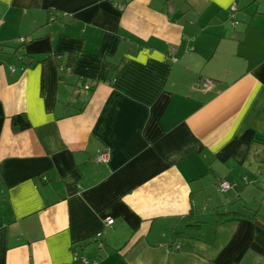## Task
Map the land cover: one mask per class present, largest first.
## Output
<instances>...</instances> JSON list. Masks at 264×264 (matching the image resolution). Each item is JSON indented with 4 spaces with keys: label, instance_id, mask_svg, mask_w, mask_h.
Listing matches in <instances>:
<instances>
[{
    "label": "crops",
    "instance_id": "crops-1",
    "mask_svg": "<svg viewBox=\"0 0 264 264\" xmlns=\"http://www.w3.org/2000/svg\"><path fill=\"white\" fill-rule=\"evenodd\" d=\"M32 2L0 0V264H264L218 217L264 193V0Z\"/></svg>",
    "mask_w": 264,
    "mask_h": 264
},
{
    "label": "trees",
    "instance_id": "trees-1",
    "mask_svg": "<svg viewBox=\"0 0 264 264\" xmlns=\"http://www.w3.org/2000/svg\"><path fill=\"white\" fill-rule=\"evenodd\" d=\"M39 5H40L39 0H33V2H32L33 7H38ZM17 51L19 52V50H17ZM28 127H30V124H29V121L27 120V117L24 114H19V115H15V116L11 117V128L13 131L19 132V131H22L24 129H27ZM224 180H227L230 182H232V181L236 182V180H234V179H224ZM220 181H222V179L218 180L216 185H215L217 192L220 194L229 193V192L233 191L238 185V183L236 182V185L231 190H229L226 193H221L218 191V183ZM262 198L264 200V193H262ZM218 217H219V219L220 218L221 219L235 218L236 220H249V221L253 222L254 224L258 225L259 227H261L262 229H264V220H261L259 218V214L256 211H250V214L242 213V212L228 211V212L220 213L218 215Z\"/></svg>",
    "mask_w": 264,
    "mask_h": 264
},
{
    "label": "built area",
    "instance_id": "built-area-1",
    "mask_svg": "<svg viewBox=\"0 0 264 264\" xmlns=\"http://www.w3.org/2000/svg\"><path fill=\"white\" fill-rule=\"evenodd\" d=\"M119 9H122V6L119 7ZM237 7H236V3H232L231 6L229 7V11H230V17H233V14L236 12ZM20 42H24V39H19ZM174 60V59H172ZM65 69V67L63 68ZM13 72H16L15 70H12ZM209 81H204L203 86L207 87L209 85ZM196 86H199V84L197 83ZM109 160V154L107 152H101L96 156V162L97 163H107ZM236 185L235 181H227V180H222L218 183V191L221 193H226L229 190H231L234 186ZM113 220L107 216L105 218V223L106 225L110 226L112 225ZM97 236H100V233L97 234ZM81 261L83 262V264H86L87 261L85 259H81Z\"/></svg>",
    "mask_w": 264,
    "mask_h": 264
},
{
    "label": "rangeland",
    "instance_id": "rangeland-1",
    "mask_svg": "<svg viewBox=\"0 0 264 264\" xmlns=\"http://www.w3.org/2000/svg\"><path fill=\"white\" fill-rule=\"evenodd\" d=\"M213 178L215 179V177L213 176ZM214 189V188H213ZM216 190V188H215ZM229 194V193H226ZM226 194H221L222 197ZM222 200H224V198H222ZM224 202V201H223ZM221 202V203H223ZM253 211H256L259 214V218L261 220H264V200L262 198V195H259L256 199V201L252 202L250 207Z\"/></svg>",
    "mask_w": 264,
    "mask_h": 264
}]
</instances>
